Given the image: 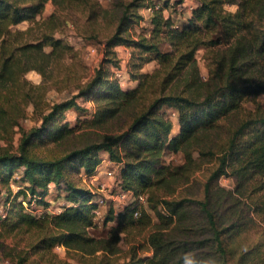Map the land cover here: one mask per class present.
Listing matches in <instances>:
<instances>
[{
	"label": "trees",
	"instance_id": "obj_1",
	"mask_svg": "<svg viewBox=\"0 0 264 264\" xmlns=\"http://www.w3.org/2000/svg\"><path fill=\"white\" fill-rule=\"evenodd\" d=\"M48 1L0 0V139L21 132L17 150L0 152V180L8 182L21 169L25 183L8 199V212L0 219L7 233L33 236L26 256L12 264H27L29 255L41 251L54 254L57 244L89 247V252L104 248L88 229L96 224L99 204L80 171L95 173L105 153L120 165L119 183L134 197L117 215L111 207L106 217L117 221L116 241L126 238L133 262L264 264V105L244 103L264 91L263 7L255 0H195L191 15L177 22L167 13L166 0L154 7L149 34L135 35L132 29L143 19L139 9L157 0H115L118 13L103 40L105 57L81 82L76 63L68 61L75 55L72 46L58 31L67 18L84 17L77 28L97 38L101 33L95 25L101 15L108 16L107 9L100 0H52L54 11L37 17ZM229 2L238 8L228 9ZM25 21L29 24L20 27ZM123 44L132 48L128 69L134 85L124 86L114 70L122 65L116 47ZM202 47L207 79L201 78L197 62ZM153 60L159 65L145 70ZM32 70L58 88L76 84L77 92L40 109L49 103V88L47 79L37 84L27 77ZM80 98L95 100V125L125 116L122 129L82 139L59 155L36 152L34 147L60 142L77 129L64 116L73 107L90 111ZM30 105L40 110L42 122L26 129ZM167 108L178 117L175 134ZM168 149L182 150L184 163H167ZM206 162L212 165L200 179L195 174ZM222 176L235 178V187L221 185ZM49 185L63 189L70 203L53 213L25 209L26 199L49 207ZM140 195H146L148 205ZM137 234L146 238L151 255L138 254L145 245L134 242ZM109 258L94 264H110Z\"/></svg>",
	"mask_w": 264,
	"mask_h": 264
},
{
	"label": "rangeland",
	"instance_id": "obj_2",
	"mask_svg": "<svg viewBox=\"0 0 264 264\" xmlns=\"http://www.w3.org/2000/svg\"><path fill=\"white\" fill-rule=\"evenodd\" d=\"M165 1L166 0H157L160 4H163ZM100 2L103 7L107 9L106 13H108V16L101 15L95 25L96 29L101 33L100 36L97 38L90 37L89 35L84 36V34L80 32L77 26L84 24V17H81L78 21L72 18H67L58 31V34L64 35L67 42H69L72 46V52H74L75 55L72 58H69L68 61H73L74 64L76 63L74 69L78 70V77L81 82H84L92 77L95 74L97 67L104 59L105 54L102 48L103 40L105 39L106 33L115 25L116 22L114 21V17H116L118 11L114 7L115 0H100ZM255 3H259L257 4L259 5V8L263 7L264 10V0H255ZM195 5V0H184L181 3L176 2V0H169L166 11L167 13L172 14L177 22H181L186 20L191 15V11ZM225 6L230 10H236L238 8V3L229 2L226 3ZM55 7L56 6L52 0L48 1L43 13L37 17L50 14L54 11ZM139 12L143 15V19H141L139 23H136L132 30L135 31V35H138L139 33L149 34L152 27L150 22L151 12L148 11L146 7L140 8ZM28 24L29 21H25L20 24V27H25ZM244 33V35L248 37V33ZM116 49L118 50L122 65L120 68L115 67L114 70L124 86L134 85L136 82L131 78V74L128 69V63L132 55V48L123 44L116 47ZM205 52L206 49L204 47L197 51V62L202 79H207L210 76ZM158 65V62L153 60L145 64L144 69L152 71ZM27 77L32 82L37 84L42 83L47 79H44L43 75L36 70L28 72ZM46 81L49 88L46 100L49 103H42L40 109H48L53 102L68 98L77 92L76 84H72L69 87L58 88L53 81L48 79ZM79 101L82 105L91 107L90 111L86 112L73 107L67 110L64 116V121H68L70 125H78L77 129L60 142L47 141L34 147L36 152L46 156L59 155L68 148L82 143V139H86L87 137H96L98 133L113 134L118 132L122 129V126H124L125 116L122 117V119L112 118L103 125H95L92 118L95 100L80 98ZM244 103L250 107H254L255 103H262L264 105V91L259 92L255 96L248 97L244 100ZM167 109L171 112L173 111L172 108ZM40 116V110L35 112L34 106L30 105L27 116L23 119V126L26 129H29L34 125L40 124L42 122ZM172 117L174 120L173 134H175L179 131V122L176 112H172ZM20 136L21 132L17 130L12 137L1 138L0 152L6 149L11 151L17 150ZM164 159L167 163L175 166L184 163L185 155L182 150L173 151L168 149L165 152ZM210 165H212V162H206L203 165V168L198 170L195 175H197L200 179H204L207 173V167ZM119 168V164L111 161L107 154H103L102 162L98 166L96 172L91 174V176H88L83 169L80 171L83 183L92 189V191L96 192L95 200L99 204V207L96 209L98 211L95 210L94 212L96 224L88 229L92 235L102 241L99 245H102L104 248L89 252V247L87 249H81L68 246L67 244H57L53 248L54 254H43L42 251L31 254L26 260L27 264L34 261L38 262V264H45L49 262H61L63 264H94L105 260V257L107 256L110 257V264H138L133 262L130 256V244L126 241V238L116 241V234L113 229H115L114 227L117 225V221H107L106 219L111 207L114 209L115 215H117L118 212L134 198L131 192H127L122 189L118 180ZM21 174L22 170L18 169L8 182L0 180V217H3V214H7L8 212V207L10 205L8 199L13 197L18 189L25 185V183L22 182ZM235 182V178L230 176H222L219 180V183L227 188H234ZM189 183L191 182H188V184ZM65 195L66 192L63 189H55L53 185H51L49 186L48 194L45 196L46 201L50 204L49 207H45L44 204H39L35 201L30 204L27 199L23 200V204L25 209L35 213L58 212L63 209L64 205L70 203ZM21 198L22 195L19 196V199ZM100 199H104V202L101 203ZM143 204L148 205L147 202ZM133 237L134 242L143 241L145 245L144 248L138 249L139 255L146 256L152 254V251L148 249V244L144 236L137 234ZM32 240L33 236L31 233H26L24 231L15 230L7 233V230L1 225L0 219V264H12L13 262H17L18 259L24 255L26 256V251L29 250V243Z\"/></svg>",
	"mask_w": 264,
	"mask_h": 264
},
{
	"label": "built area",
	"instance_id": "obj_3",
	"mask_svg": "<svg viewBox=\"0 0 264 264\" xmlns=\"http://www.w3.org/2000/svg\"><path fill=\"white\" fill-rule=\"evenodd\" d=\"M159 6H160V2H155L154 5L147 6L146 9H147L148 11H150V12H151V15H152V13L154 12V7H159ZM88 176H91V175H88ZM49 186H51V185H49ZM94 192H95V191H94ZM139 201L142 202V203H146V202H147L146 195H140V196H139ZM100 202H101V203L104 202V199H100ZM96 211H98V210H96ZM138 213H139V212L136 211V214H138ZM5 216H6V213L3 214V217H5Z\"/></svg>",
	"mask_w": 264,
	"mask_h": 264
},
{
	"label": "crops",
	"instance_id": "obj_4",
	"mask_svg": "<svg viewBox=\"0 0 264 264\" xmlns=\"http://www.w3.org/2000/svg\"><path fill=\"white\" fill-rule=\"evenodd\" d=\"M19 26H20V24H19ZM118 47V46H117ZM106 154V153H105Z\"/></svg>",
	"mask_w": 264,
	"mask_h": 264
}]
</instances>
